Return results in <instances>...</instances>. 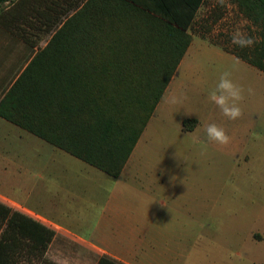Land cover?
Wrapping results in <instances>:
<instances>
[{"label": "crops", "instance_id": "crops-1", "mask_svg": "<svg viewBox=\"0 0 264 264\" xmlns=\"http://www.w3.org/2000/svg\"><path fill=\"white\" fill-rule=\"evenodd\" d=\"M13 25L26 27L17 21ZM27 36L31 44L14 28L0 24V101L48 41L36 34ZM195 38L202 41L199 48L209 47ZM193 43L191 39L116 177L0 115V201L55 231L47 251L67 233L95 247L97 261L106 255L121 264H264V142L247 139L260 120L248 112L231 127L207 97L196 101L186 97L194 88L208 93L207 86L218 83L181 75L196 48ZM216 52L251 65L222 48ZM173 99L179 102L172 103ZM192 118L196 123L184 129L183 121ZM213 122L226 129L232 138L229 145L207 140L204 127ZM259 129L263 131V126ZM181 135L190 136L187 143H179ZM246 146L255 148V159L233 163V155ZM179 148L206 151L207 159L195 154L179 159L177 153L167 152ZM205 161L207 172L201 173ZM249 166L252 172L244 174ZM235 174L244 183L250 177L251 184L233 191ZM227 213L229 220L227 216L223 222L217 220V215ZM245 217L247 224L242 222ZM70 227L87 230L90 240ZM218 229L225 231L222 239L207 237Z\"/></svg>", "mask_w": 264, "mask_h": 264}, {"label": "trees", "instance_id": "trees-1", "mask_svg": "<svg viewBox=\"0 0 264 264\" xmlns=\"http://www.w3.org/2000/svg\"><path fill=\"white\" fill-rule=\"evenodd\" d=\"M203 0H0V24L37 50L0 101V115L111 176H118L185 54ZM260 26L249 53L264 72V0H239ZM63 15L64 18H61ZM23 23L26 27L13 25ZM188 121L185 119L183 128ZM55 231L0 201V264H59ZM97 264H121L101 255Z\"/></svg>", "mask_w": 264, "mask_h": 264}, {"label": "rangeland", "instance_id": "rangeland-1", "mask_svg": "<svg viewBox=\"0 0 264 264\" xmlns=\"http://www.w3.org/2000/svg\"><path fill=\"white\" fill-rule=\"evenodd\" d=\"M61 18H64L63 15L61 16ZM237 30L246 33L251 37H254L257 42L261 38L260 26L252 22V20L248 17V14L244 11V8L239 5V0H223V2H221V0H203L202 5L199 7L197 14L194 17L192 25L188 28V31L191 34V39L194 42L193 46L195 45L196 48L190 51L186 62L187 66L185 67L186 64L184 63L181 67V75H183L184 77H188V79L191 78L201 79L202 81H219L220 75L223 72H230L231 78L234 80V82L241 85L245 89V100L241 105L243 113L250 112L252 113L254 120H260L259 124H256L248 131V142L256 143L258 141L262 143L264 142L262 137V132H264V73L256 70L253 66L246 63H237L233 59L222 58L217 55L216 52L219 51L220 48H225L238 54H241L243 52L249 53V50L251 48H239L232 44L231 35ZM29 32H33L34 34L39 35L45 39H49L50 36L49 31H45L43 28L32 29L29 30ZM195 37L203 39L206 43L205 45H209L210 48H199L202 41ZM200 64H202L203 66L196 67ZM215 85L216 84H214V86L207 87H209V89L211 90L215 87ZM249 88L252 89L251 95H248L247 93V89ZM206 91L207 90L201 91L200 88H194L193 93L187 95L186 97H190L192 101H196L198 100V98L204 99L205 97H207ZM238 121L229 120V124L231 125V127H234ZM195 123H193L192 121H188L186 123V127L193 126ZM259 126H263V131L259 129ZM189 139L190 136L181 135V138H179L178 141L179 143H187L186 141H188ZM167 152H172L174 156L175 153H177L176 157L179 159L193 157V154H195V156L200 159H207L206 151H193L190 148H179L175 151ZM196 153L198 154V156L196 155ZM255 156V148L246 146L244 149H242L241 151H237L233 155L232 162L243 164L244 160H254ZM245 170L247 174H250L252 172V167L249 166L247 169L245 167L244 174ZM206 172L207 164L205 161L204 169L201 171V173ZM248 179L251 180L250 177ZM249 180H245L244 183L241 181L238 174L233 175L232 190L235 191L246 189V186L251 184L249 183ZM261 206L264 213V205ZM226 216L229 220V213H227V215H217V220L223 222L225 221ZM242 222L245 224L249 223V217H245ZM70 231L86 240H90V235L87 230L70 227ZM223 233H225V231L218 229L211 231L207 237L210 236L215 239H222L224 237ZM75 239L76 238H73L71 235L69 236L67 233H64L61 236V243L57 246L53 244L55 246L53 247L52 245L50 247V250L46 252V257L59 264H64L65 261H67V264H97L98 255L96 254L97 252H94L96 248L89 245L88 243H85L84 241ZM57 241L58 240H56L55 242ZM20 264L26 263L22 261L20 262Z\"/></svg>", "mask_w": 264, "mask_h": 264}, {"label": "clouds", "instance_id": "clouds-1", "mask_svg": "<svg viewBox=\"0 0 264 264\" xmlns=\"http://www.w3.org/2000/svg\"><path fill=\"white\" fill-rule=\"evenodd\" d=\"M223 2V0H221ZM232 44L239 48H253L257 43L254 37L241 32L235 31L231 35ZM248 95L252 94V89H247ZM207 98L210 103L214 104L220 109L221 114L230 121H236L241 118L244 113L242 110V103L245 100V89L234 82L231 78L230 72H223L220 75L216 86L208 91ZM176 99L172 103H178ZM206 138L209 142H214L220 146H227L231 143V137L228 135L226 129L216 123H208L204 127ZM194 142H199L198 137L193 138ZM67 264V261L64 262Z\"/></svg>", "mask_w": 264, "mask_h": 264}]
</instances>
